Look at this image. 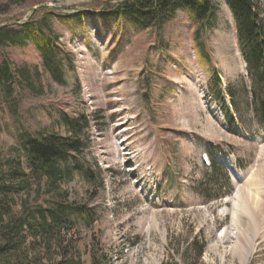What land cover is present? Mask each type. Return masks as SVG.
I'll list each match as a JSON object with an SVG mask.
<instances>
[{
    "label": "rangeland",
    "instance_id": "374dc122",
    "mask_svg": "<svg viewBox=\"0 0 264 264\" xmlns=\"http://www.w3.org/2000/svg\"><path fill=\"white\" fill-rule=\"evenodd\" d=\"M121 1L0 0V26L20 28L45 10L44 29L58 36L48 63L33 44L0 45V64L8 57L16 71L10 91L0 82L3 171L17 157L30 173L24 143L68 135L77 121L85 144L63 163L75 169L69 201L81 212L91 209L89 217L79 216L74 235L83 264H90L93 249L108 254L105 264H264L260 226L245 233V261L227 252L241 241L238 216L254 221L264 204L256 182L264 166V123L252 109L230 7L214 0L215 21L197 34L184 8L148 29L102 14ZM24 68L31 69L32 86L20 80ZM214 70L233 122L210 90ZM213 160L227 179L209 171ZM32 187L33 206L56 200ZM194 242L199 249L206 244L201 258Z\"/></svg>",
    "mask_w": 264,
    "mask_h": 264
},
{
    "label": "trees",
    "instance_id": "16d2710c",
    "mask_svg": "<svg viewBox=\"0 0 264 264\" xmlns=\"http://www.w3.org/2000/svg\"><path fill=\"white\" fill-rule=\"evenodd\" d=\"M17 2L30 0H16ZM230 7L237 27V40L240 51L248 65V73L252 82V109L264 123V15L261 0H225ZM187 9L193 16L200 34L210 28L217 16L214 0H122L118 5L110 4L102 10L103 15L115 18L132 19L144 29L160 28L178 9ZM43 11L42 8H39ZM39 11V10H37ZM38 14V13H37ZM32 15L20 28L0 26V45L9 44L25 47L33 44L43 54L46 63L56 52V39L51 31L44 29L43 18ZM46 26V25H45ZM13 62L6 57L0 64V82L5 90L10 91L15 80L16 71H12ZM52 73V69L50 70ZM31 69L21 71V79L30 86ZM214 86L211 92L215 99L222 101L229 122L233 117L227 104L222 99L219 87L220 78L214 70ZM32 83V84H31ZM84 120V119H83ZM77 122V121H76ZM71 122L69 134L51 133L42 137H34L24 143L23 154L28 161L30 173L20 163V158L8 159L7 171H3L0 162V264H83L78 244H74L77 226L83 222L79 216L91 215V209L79 211L80 205L69 201L66 186L73 178L75 169L63 163L72 153L84 147L81 137L82 128ZM87 124V121L84 120ZM210 172H220L227 179L223 169L213 160ZM43 178L45 181L41 184ZM38 188L44 193H55L56 200L47 206H33L30 200L35 198ZM228 183V181H227ZM24 194L21 200L20 194ZM36 199L40 197L38 193ZM94 238V237H92ZM98 238V237H97ZM58 245L53 249L52 245ZM206 244L197 246L194 242L196 258H201ZM93 249L90 264H105L108 254Z\"/></svg>",
    "mask_w": 264,
    "mask_h": 264
},
{
    "label": "bare ground",
    "instance_id": "6f19581e",
    "mask_svg": "<svg viewBox=\"0 0 264 264\" xmlns=\"http://www.w3.org/2000/svg\"><path fill=\"white\" fill-rule=\"evenodd\" d=\"M262 173H261V175H260V177H258L259 179L258 180H256V182L258 183V186H260V188H261V190H262V195H263V191H264V166L262 167V171H261ZM237 179V178H236ZM250 182V181H249ZM253 182V181H252ZM237 183H238V181H237ZM260 194V193H259ZM255 199L259 202V200L255 197ZM262 199H264V196L262 197ZM260 201H262V200H260ZM262 203H263V201H262ZM261 203V204H262ZM251 207V206H250ZM258 208H260V210H262L260 213H261V217L259 218L258 216H257V220L256 219H254V221H252L253 219H249L248 221H244V220H242L239 216H238V220H239V222L240 223H242L243 222V224L242 225H240V226H242L243 228H245V229H243V228H241V231H239L238 233H239V237H240V239H241V241L240 242H235V243H232V246L230 247V250L229 251H227L228 252V255L229 256H231V257H237L239 260H242V262L243 261H245V258H246V256H247V252H248V250H249V248L247 247V244H246V242H245V238H246V234L245 233H249V232H251V231H253L252 230V228H255L256 226L258 227V226H260L259 228H262L263 230H264V224H263V222H264V204H262V205H259L258 206ZM246 209V208H245ZM229 211H227V213H228ZM257 212H258V210H257ZM227 218V217H226ZM253 218V217H252ZM259 218V219H258ZM224 221V220H223ZM259 221L261 222V223H259ZM252 222L254 223V225H251L252 224ZM249 228H250V231H248L249 230ZM261 233V232H260ZM249 235V234H248ZM248 238V237H247ZM250 238V237H249ZM248 238V239H249ZM241 262V261H240Z\"/></svg>",
    "mask_w": 264,
    "mask_h": 264
}]
</instances>
